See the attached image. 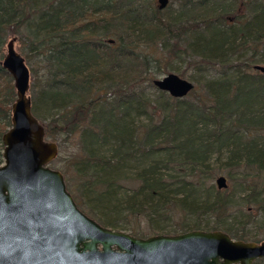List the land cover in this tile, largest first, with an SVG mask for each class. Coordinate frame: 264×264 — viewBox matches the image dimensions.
Segmentation results:
<instances>
[{"label": "trees", "instance_id": "16d2710c", "mask_svg": "<svg viewBox=\"0 0 264 264\" xmlns=\"http://www.w3.org/2000/svg\"><path fill=\"white\" fill-rule=\"evenodd\" d=\"M11 38L42 59L45 79L32 80L29 101L38 122L50 118L42 124L45 138L65 134L78 141L70 163L78 195L64 183L80 211L86 206L88 217L112 230L118 219L144 217L151 224L178 211L194 216L179 234L205 231L201 223L211 218L207 231L264 241L247 230L254 217L223 225L226 192L211 196L209 187L198 202L189 182L163 176L164 166L152 160L162 155L165 167L177 159L190 171H206L209 157L224 153L226 170L242 168L264 181V74L253 70L264 66V0H179L170 11L153 0H0V62ZM164 44L204 81L182 99L151 85L168 72L159 52ZM146 85L153 98H145ZM14 99L11 77L0 66V165ZM140 117L145 120L137 124ZM122 168L134 170L128 179L135 187L120 200ZM263 184L247 187L245 200L256 204L264 230Z\"/></svg>", "mask_w": 264, "mask_h": 264}, {"label": "water", "instance_id": "95a60500", "mask_svg": "<svg viewBox=\"0 0 264 264\" xmlns=\"http://www.w3.org/2000/svg\"><path fill=\"white\" fill-rule=\"evenodd\" d=\"M163 10L168 0H155ZM5 44L1 68L11 77L15 99L10 127L2 134L0 165V264H264V241L231 239L221 231L135 238L104 228L76 207L62 175L49 163L57 155L32 115L30 73L14 49ZM264 74V66H253ZM151 85L173 99L184 98L193 85L169 73ZM217 190L226 187L223 177Z\"/></svg>", "mask_w": 264, "mask_h": 264}, {"label": "rangeland", "instance_id": "374dc122", "mask_svg": "<svg viewBox=\"0 0 264 264\" xmlns=\"http://www.w3.org/2000/svg\"><path fill=\"white\" fill-rule=\"evenodd\" d=\"M153 1L154 5L157 6L156 1ZM178 2L179 0H168L166 8L163 9V11L174 10L177 7ZM162 47L163 46L159 47V52L161 54L160 57L166 58L168 69V72L164 75L172 73L178 76L179 73H183L184 76L182 77V79L190 82L193 86H196V84L197 86L203 84L204 81L202 80V78L197 76L196 71L190 65L187 64V60L183 59L182 53L180 51H174L170 54L168 53L170 49V46L168 44H164V48ZM4 49L5 45L3 47V51ZM14 49L19 55L24 56L27 61V67L29 69H32L34 73V77L32 76V74L30 75L29 89L27 94L29 96L31 95L30 84H32V80L35 77L38 79V81H43L45 79L43 62L40 57H32L30 52L27 51L25 43L22 45V43L20 42V44H18L17 46L15 44ZM148 70L149 72H152L155 69L151 67L148 68ZM164 75H155V79L160 78ZM208 75L213 76V73H208ZM195 81L197 83H195ZM145 87L146 90L143 89V94H145L146 96L145 98H153V90L150 89V87L147 85ZM47 112L49 111L47 110ZM47 117L48 116H45L44 119L40 116L38 119L39 123L42 125L48 122L50 118ZM141 120L144 121L145 119L143 117H140L139 119L137 118L136 123L141 124ZM45 141L54 143L57 147V155L54 160L49 163V168L58 171L64 178L63 180L65 181V183L69 186L68 188L72 195L74 194L75 196H77L78 194L75 192L76 186L74 185V182H76L74 180V171L70 164L73 158L78 154V141L76 137L71 135L66 136L65 134H57L55 138H45ZM225 156L226 154L222 153L218 158H216L215 154L209 157V166L206 171H209L210 175L207 174L205 170L195 169L194 171H190L177 159H175L177 162H170L169 165L165 167V162L167 160L166 156L156 155L153 156L152 160H155L156 164L160 165L161 168L162 166H164V169L161 170L163 176H170V178H176L177 181L183 179L184 181L189 182L194 190L193 198L198 202H201L205 198L206 195L204 192L207 191L209 187H212L213 189L211 192L212 196L214 194V191L216 190V178L223 177L225 180L226 187L219 191L221 193L226 192V196L228 198L230 206L228 209L229 215L226 219H224L225 223L223 222V225H234L233 222L244 221L247 215L250 217H254L252 222H249V224L247 225V230L250 231L252 234L257 233V236H259V240H262L264 237V230L259 228L262 223L261 212L256 213V204H252L251 201L250 203H246L245 199L249 192V189L247 187L251 188L253 185H255V187L259 189L261 188V184L264 181L262 179H256L246 176L247 172L244 171L245 169L242 168L229 172L224 168V164L226 163ZM133 172L134 170L130 168H122V170H120V173H118L119 179L116 183L118 185L117 191H119L118 196L120 200L123 199L124 195H129L131 191L134 190L135 183L132 182L131 179H128L132 175H134ZM69 177L73 179L72 182L66 181ZM262 197H264V192H261L258 195V198ZM80 212L87 216L88 210L86 206H82ZM166 216L167 217L163 219L160 218L153 220L151 224L147 221V218L144 217H139L138 219L129 217L127 220L128 222L123 221L124 223H120L121 221H119L118 219L115 223V226L118 229H114V231L124 232L132 237L136 236L138 238H147L156 235H173V233H171L173 230H175V234H179V227L182 224L186 223L188 225H191V222L194 221V216L186 213L181 214L178 211H173L169 214V216L168 214H166ZM211 221L212 220L210 218L206 219V221L204 220L203 223H201L205 228V231H207V228L210 227Z\"/></svg>", "mask_w": 264, "mask_h": 264}]
</instances>
